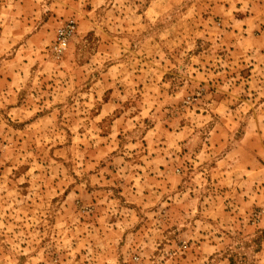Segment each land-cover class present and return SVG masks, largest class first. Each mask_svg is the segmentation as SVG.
Instances as JSON below:
<instances>
[{"label":"rangeland","instance_id":"374dc122","mask_svg":"<svg viewBox=\"0 0 264 264\" xmlns=\"http://www.w3.org/2000/svg\"><path fill=\"white\" fill-rule=\"evenodd\" d=\"M0 264H264V0H0Z\"/></svg>","mask_w":264,"mask_h":264},{"label":"built area","instance_id":"2783aa9c","mask_svg":"<svg viewBox=\"0 0 264 264\" xmlns=\"http://www.w3.org/2000/svg\"><path fill=\"white\" fill-rule=\"evenodd\" d=\"M75 24L72 20H69L57 30L56 42L53 46L54 53H61L65 50L70 39L74 35Z\"/></svg>","mask_w":264,"mask_h":264}]
</instances>
